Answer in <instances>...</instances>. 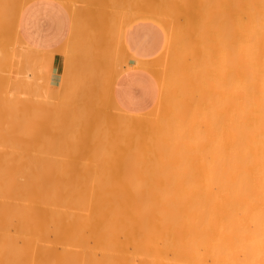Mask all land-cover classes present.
<instances>
[{"label":"bare ground","instance_id":"obj_1","mask_svg":"<svg viewBox=\"0 0 264 264\" xmlns=\"http://www.w3.org/2000/svg\"><path fill=\"white\" fill-rule=\"evenodd\" d=\"M190 5L187 14L193 12ZM197 5L193 14L198 17L201 10L198 18L205 20L202 11L209 5ZM210 5L214 12L209 23L217 28L206 26L214 34L204 47L205 63L196 49L193 64L179 77L182 68L173 62L181 68L175 87L195 88L204 78L213 96L218 93L217 107L207 111L213 117L204 125L163 126L160 120L138 116L108 132L65 133L54 130L62 123L50 126L43 120L35 127L23 126V112L35 119L31 99L0 98V264H264V0H213ZM200 20L195 19L198 27ZM134 63L161 72V77L165 71L158 70V62ZM30 86L27 74L13 88L30 92ZM168 95L157 100L180 113L183 104L169 102ZM38 128L47 133L49 143H38ZM47 145L58 147L60 159L49 162L54 155Z\"/></svg>","mask_w":264,"mask_h":264},{"label":"rangeland","instance_id":"obj_2","mask_svg":"<svg viewBox=\"0 0 264 264\" xmlns=\"http://www.w3.org/2000/svg\"><path fill=\"white\" fill-rule=\"evenodd\" d=\"M23 1H26V0H23ZM23 1L20 2V0H11V1L10 0H2L1 1L2 4H0L1 5L0 11H2V12H0V21H2V22H0V55H1L0 56V72H1L0 74H2V77H3V78L0 77V79L2 78V80H0V98L2 99L3 97L4 98L5 97L6 98L11 97L13 100L14 97L15 98L20 97L22 99H31L33 101V104H35L34 105L35 111L33 110V116L35 117L37 122L35 121V119H33V117H32V119L31 118L29 119V116L28 115L26 116V114H24V112H23L22 115H25L27 117V118H24L25 116H22L24 119L27 120V122H25L26 120H23V118H22V123L24 122L23 126L26 125L29 127V125H30V127H31L33 125L35 127V125L38 124V122L40 123V122H43V120H44V122L48 123L50 126H54L58 123H62V125H60V126H55L54 130L62 131L65 133H69V132L87 133V132H90L93 134L94 132L97 133V132L112 131L113 125L126 123L125 119L128 117H138V116L149 117L150 121L156 119L159 123V120H160V124H162L163 126L176 125V124L186 125V124H191V123H196L198 125H204V124H206L207 119L213 117V116H209L207 111L211 108L217 107L215 101L218 100L219 96H218V93H216V92H215V97L213 96L212 89L210 86H208L206 83H204L205 82L204 78L202 80L201 85H198L195 88L175 87L174 86V82L176 81V79L179 78L180 76H183L182 74H184L186 72L185 68H188L189 65L191 66L193 64V62H194L193 60H195L194 52L196 51V49L199 50V52H201V58H200L201 63H203V64L205 63V60H204V62H202V60L205 59V56H206L205 54H206V49H207L206 47L209 46V44H207V42L210 43L212 41L214 29H215V27L217 28V26L215 24H217L218 26L221 25V24L217 23L216 21H214L215 26L211 25V23H213V22H211V20L213 18L210 16L211 15L213 16V14H211V12L213 13L214 10L212 9L213 5H210V4H213V0H212V2H210L211 0L210 1L209 0H176V2L178 1L177 4L175 1L173 2L172 0H168V1L166 0L167 3L164 2L165 4L163 3L164 0H146V1L145 0H142V1L136 0V2L134 0H122V1L121 0H90V1L85 0V2H84V0H59L61 3H63V5H65L69 9H71L72 7H73L72 9H74V7L77 6L79 9H90V8L93 9L94 8L97 11L100 10L101 17L103 19H106V18L108 19V17H110V15H108L106 13V11L108 13L109 12L114 13L111 15L112 17L114 15L116 16V17L114 16L115 17V18H113L114 20L110 19L112 17H110L108 20L117 21L118 33L119 32L121 33V30H125L128 27L136 26L139 24L150 25V26L154 27L158 33V36L160 38L161 43H160V47H159L157 53L153 57H151V59H149L147 61L151 64H154V65H156L158 62L161 65V66L160 65L158 66V64H157L156 67H159L158 70L163 68V70L161 69V71H164V70L166 71L168 69V73H167V71L166 72L164 71V72H162V74L164 73L163 75L165 76V74L167 73L168 77L169 76L170 77L169 78L166 76L164 77L163 75L161 77L160 71H159L160 72L159 75H157L156 73H152L151 71H149V72H151V74H153L155 79L157 76H159V78L156 79L157 85H158V91H159L158 96H161V95L164 96V95H166L167 92H169V95H168V97L170 98V100H168L169 102L183 104V107H182L180 113H178V114H176V112L174 111V109L172 107H170L166 104V101H165L164 107H162L160 101L157 100L155 106L150 111L143 113V114H129V113L121 111L117 106H115V104L113 102L109 103L107 101V99L104 97H102L99 100L95 99L93 102L88 104V103H86V101L84 99H81V98H78V97L71 95V94L75 93L76 88L68 87L65 92L62 90H58V92H56V91L50 89L49 88V82L47 79V74H46V67H47L48 63L50 64V59H47V60H49L48 63L46 61V58H48V56L45 57V55H44L41 57V56H39L38 53H37L38 55H35L36 53L33 51L23 49V51H24L23 52L22 49H20V45L23 46V44L21 43V41H19L20 38H19V40L17 39L19 36L17 34V29L15 28V26H16L15 21L18 20V18H16V14H18L17 17H19V14L24 9V7L26 5H28L33 0H28L27 3L24 2L25 6L22 8L20 4H22ZM143 1H145L146 4L143 3ZM10 2H12V3H10ZM139 2L143 3L142 5L144 7L145 6L147 7V11L142 10V9H144V7H141L142 5H140ZM168 2L169 3L172 2V3L170 4V6L168 5V8H165V7L163 8V6L168 4ZM189 2H190V4L191 3H193L194 5L196 4L195 6H198L197 4H200L201 5L200 9H202L204 7V6L202 7V4L204 5V3H205V5L206 4L209 5V6L207 5L208 11L206 8L205 9L203 8V11H202L205 13V10H206V13L204 15V19L206 18L205 19L206 21L203 19L200 20L201 17L203 16V15H200L201 10L196 12V13H198L197 16L199 15L198 17H200V19L198 17H195L196 14H193V12L195 10L197 11L198 9L194 5H192V4L190 5ZM201 2H204V3H201ZM136 3H139V4L136 5ZM180 3H182L184 5L183 7L181 6L184 11L182 9H180L181 8L179 6ZM128 4H130V5H128ZM161 4H164V5H161ZM111 5L112 6L114 5V7H111ZM120 5H121V7H120ZM147 5H149V6H147ZM188 5H190L191 8H193V9H191L189 6V8H190L189 10H191V11L193 10V12L189 11L190 13L187 14ZM18 6H20L22 9L18 8ZM186 6H187V12H185ZM12 7L13 8L17 7V9H19V10L12 9L13 10L12 11L11 10ZM146 7H145V9H146ZM166 7H167V5H166ZM177 7H180L179 8L180 10H178ZM150 8L153 10L152 12H151ZM198 8H199V6H198ZM128 9H130V10H128ZM210 9H211V11H210ZM103 10L105 12H103ZM148 10H149V12H148ZM172 10H174L175 13H173ZM10 11L13 13H11ZM17 11H19V12H17ZM155 11H157V12H155ZM14 12H16L15 15H14ZM169 12H171V14H169ZM209 12H210V14H209ZM138 14H140V15H138ZM168 14H169V16H168ZM13 15H14V17H12ZM186 15H188V16H186ZM192 15L194 17H191ZM206 15H209V16H206ZM118 17L120 18L119 20H118ZM10 18H11V20H10ZM165 18H167L169 21L166 20ZM193 18H194V20H193ZM195 19L197 21H199V20L201 21L200 26L202 28L197 26V23L199 25L200 22L195 21ZM209 22H211V23H209ZM11 23L13 25H11ZM122 23H124L125 25ZM202 25H204V27H205L204 32L201 31L202 29L204 30ZM207 25L213 26V28H214L213 31L210 30V32H209V29L210 28L212 29V27L207 28L206 27ZM120 26H121V28H120ZM11 27L14 29L13 31H12ZM195 28L196 29L198 28L197 30H199L201 28V30H199V31H200V33L201 32L202 33L199 34V32H197ZM13 33H15V35ZM197 33L199 34V36ZM205 33H206V35H205ZM208 33H209V35H208ZM202 34L205 36V39H204V36ZM201 37H202V39H201ZM208 39H209V41H208ZM203 40L205 43L203 42ZM16 42L18 43V45ZM199 44H200L201 48H199ZM180 52H181V54H180ZM15 53H17V57H16ZM177 54H178V56H177ZM169 55H171L170 56L171 58L169 57ZM27 56H30V57H27ZM172 56H175L174 59H172L173 58ZM181 56H182L183 60H180ZM43 57L45 58V61H42L44 59ZM167 58H170V59L168 60ZM175 58H178V60L180 62H178ZM20 60H22L23 62ZM36 60L39 62H37ZM25 61L28 63H26ZM31 61L33 64H31ZM170 61H172V62H170ZM173 62L177 63L178 66L182 68V71H180L179 77H177V78H176V76H178L177 72H179L178 70H181V68H179L177 66V64H175ZM25 63L27 65L30 63L28 65V67L30 68V65H31V68L29 69L28 67H26ZM189 63H191V64H189ZM7 64H8V66H7ZM184 64H185V66H187L188 64L189 65L187 67H185ZM32 66H34V67H32ZM172 66H174V68L177 67L178 69L175 68L176 70H174ZM43 69H44V71H43ZM42 71H43V74H42ZM33 72L35 74H33ZM172 72H175V77H173L174 73H172ZM181 72H182V74H181ZM30 73L32 74V77L34 76V79H33L34 84H33V86H30V88L33 87V89H30L31 90L30 92L26 91V90H22L20 88H18L17 90L19 91V89H20V91H23V92L19 91L20 92L19 93V92L15 91V88H13V87H14V84H16L18 82V77H22V76L24 77L27 74H29L30 75V83L32 82ZM176 73H177V75H176ZM7 78H8V80H7ZM5 80H7V81L5 82ZM16 80H17V82H16ZM10 81L12 82L11 86H10ZM4 84H5V86H4ZM31 85H32V83H31ZM1 86H2V88H1ZM7 86L9 88H7ZM37 89H38V92H37ZM7 93H9L10 96ZM20 95H22V96H20ZM43 107L45 109L47 107L49 110H47V109H46L47 111H45V109H44V111L39 110V108L43 109ZM102 107L105 108V109L103 108V111H102ZM42 112H43V115H45V114L46 115L45 116L41 115ZM40 116H43V117L41 118ZM39 118H41L42 120H40ZM45 119H46V121H45ZM193 119H194V121H192ZM32 120H34L35 122L33 121L34 123H31ZM123 126H125V125H123ZM36 131L38 132L37 134H41V133L43 134V137H42V134H41V136H39V138L41 137L40 138L41 140L38 139V143L40 142L41 144H43V142L45 143V141H47L46 143H49L50 140L48 139V135L44 130H42V129L39 130V128H38V130H36ZM121 131H123V129ZM45 138H46V140H44ZM42 139H43V141H42ZM51 146L50 145L46 146L52 150L53 155H54V156H52V158H51V156L49 157L50 163L55 162L56 159H60L59 158L60 156L57 154L58 147L56 145L53 147H51ZM2 148H4V147H0V149H2ZM55 152H56V154H55ZM56 155L58 156L57 158H56ZM85 156L86 157H84V158L88 157L87 154Z\"/></svg>","mask_w":264,"mask_h":264},{"label":"crops","instance_id":"obj_3","mask_svg":"<svg viewBox=\"0 0 264 264\" xmlns=\"http://www.w3.org/2000/svg\"><path fill=\"white\" fill-rule=\"evenodd\" d=\"M93 10L95 9L91 11V9H79L76 6L71 11V9L63 5L59 0L31 1L21 11L16 23L17 34L21 43L25 44L23 46L21 45L20 49L30 50L36 54L38 53L40 56L45 55L50 57L51 63H48L46 67V74L49 88L56 92L58 90L65 92L68 87H72L76 89L75 93L71 95L84 99L88 104L95 99L99 100L104 97L109 103L113 102L121 111L129 114H143L150 111L155 106L159 95L157 81L148 70L139 66H137L138 68L135 67L137 63L134 62L138 60L147 61L157 53L161 43L157 31L150 25L139 24L121 30L120 35H118L117 21L103 19L101 12L97 10L93 12ZM83 16L86 18L84 20H87L86 22L88 23L84 24ZM98 21L100 23L102 22L101 25H98L100 24ZM86 25L89 26L85 27ZM110 28H112L111 31ZM92 31L94 33L97 31L95 34L98 33L100 36L98 34L95 35ZM110 33H113L114 36ZM90 34L96 37L99 36V38L96 39L95 37V40ZM111 36L113 37L111 38ZM83 43L86 45L85 47ZM118 43L121 44L119 47ZM80 44L83 45L81 46ZM111 49L112 51L109 53ZM100 50L102 51L101 53L105 52L106 54L104 55H107L106 57L109 58H105L103 54L99 53ZM107 50L109 51L107 52ZM114 50H117L116 52L118 54L116 52L114 53ZM113 53L116 57L114 60V57H111L114 56ZM15 54L17 57V53ZM109 60H111L110 63ZM115 60L119 65L115 63ZM116 65L120 67H118L120 69H118L119 72L116 69ZM25 66L28 67L26 63ZM111 70L113 72L115 70L116 72L113 73ZM111 73H113L114 80H111L113 78L110 75ZM100 75L103 77H100ZM99 77L101 80H99ZM33 78L34 76L31 79V83L34 84ZM107 78H109L110 82L107 81ZM97 80L98 82H104L98 83L96 82Z\"/></svg>","mask_w":264,"mask_h":264}]
</instances>
